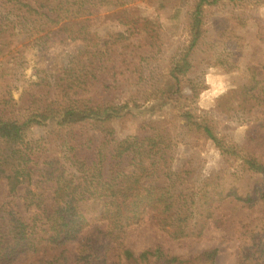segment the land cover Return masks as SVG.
Instances as JSON below:
<instances>
[{
    "label": "trees",
    "instance_id": "obj_1",
    "mask_svg": "<svg viewBox=\"0 0 264 264\" xmlns=\"http://www.w3.org/2000/svg\"><path fill=\"white\" fill-rule=\"evenodd\" d=\"M222 1L264 7V0H190L188 42L168 55L162 21L141 18L133 0H0V58L8 52L14 66L4 74L19 76L30 45L59 62L19 102L0 89V264H215L217 248L183 259L156 243L136 254L125 237L153 221L172 240L194 239L210 220L221 221L214 213L230 198L262 212L256 227L241 218L226 226L244 242L237 264H264V61L260 52L235 51L246 46L235 26L217 36L227 52L213 64L247 76L230 80L211 107H198L206 80L193 55L206 9ZM70 4L91 11L82 26L59 21L58 7ZM158 93L181 97L169 124L119 136L116 124ZM50 120L59 163L39 176L38 154L18 143ZM225 122L257 127L241 144ZM202 140L223 163L209 174H196Z\"/></svg>",
    "mask_w": 264,
    "mask_h": 264
},
{
    "label": "rangeland",
    "instance_id": "obj_2",
    "mask_svg": "<svg viewBox=\"0 0 264 264\" xmlns=\"http://www.w3.org/2000/svg\"><path fill=\"white\" fill-rule=\"evenodd\" d=\"M189 3L190 0H133L132 6L141 15V18L148 21L159 18L162 21L163 38L169 55L177 48L178 44L188 42L186 11ZM239 3L236 1L235 4H229L228 1H222L219 5L206 9L207 19L202 43L199 44L193 55L194 68L196 67L197 71L203 73L206 80V89L201 92L198 100V107L201 109L211 107L215 100L227 90L230 80L244 79L247 76L246 72L231 71L222 65L213 64L215 60L220 61L224 53L227 52V48L224 45L220 46V41L217 38L224 28L237 27L238 34L245 40V47L235 48V51L238 50L237 53L241 52L245 56V52L249 54L260 52L262 62L264 61V7L256 8L250 3H245L240 7ZM104 14L112 13L104 12ZM91 15V11L82 5L70 4L58 7V19L61 23L82 26L90 19ZM113 17H110L109 20L114 22ZM55 46L59 47L58 43ZM28 48H26L24 63L20 67L21 71L17 78L4 74V69L7 67L14 69L8 60V52L0 58V89H6L17 102L20 101L25 90H39L38 77L44 74L45 69L57 71L56 67L59 63L58 59L51 60L48 52L45 53L44 49L40 50L37 45H30ZM61 50L62 48L59 47L58 52ZM218 53L219 58H216ZM166 62L167 60L162 63ZM180 98V95L172 93L154 95L142 107L135 110L133 115L124 117L116 124L118 135L146 134L150 131V124L160 127L164 119H167L169 124L168 119L170 120L182 108L180 103H176L180 101ZM225 125L232 133L234 141L241 144L255 132L257 127L254 122H225ZM56 128L57 123L54 120L34 125L27 130L25 139L18 143L19 147H29L38 154L40 161L39 176L52 171L59 163L60 154L54 143V137H56L54 130ZM92 134L97 140L101 138L98 132ZM200 143L198 147L199 150L202 149L201 161L200 164L196 165V174L200 171L209 174L222 166L223 163L218 151L209 141L202 140ZM183 150L184 146H180L178 160H180L179 156ZM178 160L177 163H184L186 158L181 161ZM37 178L35 176L33 181ZM5 193L6 185L3 182L0 183V196L5 195ZM18 203L19 209L24 211L22 202L19 201ZM261 214V208H241L238 201L230 198L221 201L214 213L215 218H220L221 221L210 220L203 228L202 235L194 239L172 240L166 233L157 229L153 221H148V223L131 227L125 237V244L138 254L142 250L159 243L167 253L183 259H191L204 250L217 248L218 256L215 264H237L238 254L244 242L237 232L234 233L233 227L230 226V232H226V226L234 219L238 222V218H241L244 224L246 223L249 227H256L259 224L258 217ZM234 224L233 222L231 225Z\"/></svg>",
    "mask_w": 264,
    "mask_h": 264
}]
</instances>
